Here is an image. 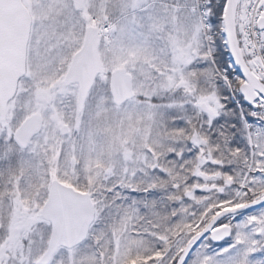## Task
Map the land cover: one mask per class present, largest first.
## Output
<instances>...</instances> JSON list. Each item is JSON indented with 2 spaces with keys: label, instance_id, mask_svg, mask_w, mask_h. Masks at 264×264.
Listing matches in <instances>:
<instances>
[{
  "label": "snow or ice",
  "instance_id": "1",
  "mask_svg": "<svg viewBox=\"0 0 264 264\" xmlns=\"http://www.w3.org/2000/svg\"><path fill=\"white\" fill-rule=\"evenodd\" d=\"M0 264H264V0H0Z\"/></svg>",
  "mask_w": 264,
  "mask_h": 264
}]
</instances>
